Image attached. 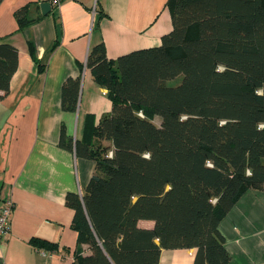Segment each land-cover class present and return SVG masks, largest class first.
<instances>
[{
    "label": "trees",
    "instance_id": "1",
    "mask_svg": "<svg viewBox=\"0 0 264 264\" xmlns=\"http://www.w3.org/2000/svg\"><path fill=\"white\" fill-rule=\"evenodd\" d=\"M166 7L172 29L160 45L116 59L102 41L88 51L84 67L111 110L93 142L61 126L59 146L96 161L85 192L65 197L77 231L72 264H159L162 249L180 248L195 249L192 264H228L219 223L246 191L264 190V0ZM38 18L23 7L18 28ZM17 65V48L0 42V101ZM80 88L79 77L65 79L64 111L76 112Z\"/></svg>",
    "mask_w": 264,
    "mask_h": 264
},
{
    "label": "crops",
    "instance_id": "2",
    "mask_svg": "<svg viewBox=\"0 0 264 264\" xmlns=\"http://www.w3.org/2000/svg\"><path fill=\"white\" fill-rule=\"evenodd\" d=\"M44 1H0V42L18 51L9 92L0 101V207L4 199L13 203L0 264H72L77 231L65 197L85 192L96 161L61 148V126L73 140L93 142L94 127L111 110L107 90L84 67L88 51L102 41L107 57L116 59L160 45L172 29L167 0H61L43 15ZM23 7L27 19L39 18L19 29L17 12ZM69 77L81 81L76 112L61 108V86ZM153 121L159 124L160 117ZM138 224L153 227L152 220ZM219 231L228 264H264V190L246 191ZM35 238L55 248L45 250ZM80 249L89 253L87 245ZM194 253L162 249L159 264H192Z\"/></svg>",
    "mask_w": 264,
    "mask_h": 264
},
{
    "label": "built area",
    "instance_id": "3",
    "mask_svg": "<svg viewBox=\"0 0 264 264\" xmlns=\"http://www.w3.org/2000/svg\"><path fill=\"white\" fill-rule=\"evenodd\" d=\"M45 1H48L52 6V5H57L61 0H45ZM12 208H13V203L11 199H4L0 207V242L3 236L8 231Z\"/></svg>",
    "mask_w": 264,
    "mask_h": 264
},
{
    "label": "water",
    "instance_id": "4",
    "mask_svg": "<svg viewBox=\"0 0 264 264\" xmlns=\"http://www.w3.org/2000/svg\"><path fill=\"white\" fill-rule=\"evenodd\" d=\"M41 12L43 15L48 13L51 10V4L48 1H44L40 4Z\"/></svg>",
    "mask_w": 264,
    "mask_h": 264
},
{
    "label": "rangeland",
    "instance_id": "5",
    "mask_svg": "<svg viewBox=\"0 0 264 264\" xmlns=\"http://www.w3.org/2000/svg\"><path fill=\"white\" fill-rule=\"evenodd\" d=\"M178 81H180V79H177V80L173 81L172 83L175 84V83H177Z\"/></svg>",
    "mask_w": 264,
    "mask_h": 264
}]
</instances>
